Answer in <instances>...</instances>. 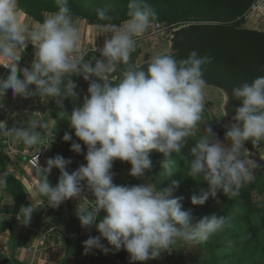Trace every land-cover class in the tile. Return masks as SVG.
<instances>
[{
  "label": "clouds",
  "instance_id": "1",
  "mask_svg": "<svg viewBox=\"0 0 264 264\" xmlns=\"http://www.w3.org/2000/svg\"><path fill=\"white\" fill-rule=\"evenodd\" d=\"M56 4L58 11L43 13L41 23L27 17L18 0H0V60L5 61L0 66L9 70L6 79L0 78V101L11 89L13 98L39 95L55 99L62 107L63 99L77 96V85L71 79L62 89L65 77L81 76L89 82L82 108L74 109L69 117L75 136L87 148L86 165L69 173L70 160L59 155L50 158L38 187L53 209L69 199H81L82 185L92 193L94 207L81 210L79 206L77 217L83 228L95 225L100 236L84 241V255L93 249L107 254L102 237L116 251L125 250L130 264H146L177 241L192 246L230 228L232 216L213 214L194 222L191 211L182 210L181 198L173 195L176 182L163 189L152 183L129 187L114 184L112 173L114 162L119 160L130 163V176L143 178L152 167L150 153L155 150L165 158L162 171L169 178L175 174L173 154H180L187 146L202 119V69L212 64V58L192 51L187 59L179 61L172 54L158 55L148 63L147 72L131 65L135 38L149 29L157 15L146 0H129V18L120 25L101 26L111 36L98 49L100 57L86 61L68 0H56ZM97 15L101 20H111L104 9H97ZM29 44L35 48L31 66L20 69L21 47L25 51ZM120 64L127 70L113 87L109 77ZM232 98L242 105L235 109L234 122L226 126L225 141L230 146L221 142L209 126L189 149L192 159L186 176L198 182L197 178H202L208 185L207 190L201 189L191 197L194 206H202L209 197L216 199L221 193L228 199L238 197L241 189L255 179L254 170L259 168L244 145L251 141L253 148L264 152L259 147L264 142V76L233 88ZM226 100L227 105L229 95ZM40 127L47 125L37 122L9 128L0 121V134L13 143L31 147L43 143L37 131ZM63 140L70 142L72 136L66 132ZM71 150L80 154L81 144L72 143ZM53 169L61 172L55 186L48 179ZM6 177V172L0 173V187L6 185ZM34 211L33 205L21 207L22 226L30 225ZM239 212L234 209V213Z\"/></svg>",
  "mask_w": 264,
  "mask_h": 264
},
{
  "label": "trees",
  "instance_id": "2",
  "mask_svg": "<svg viewBox=\"0 0 264 264\" xmlns=\"http://www.w3.org/2000/svg\"><path fill=\"white\" fill-rule=\"evenodd\" d=\"M68 0V7L73 18L87 19L92 24L107 25L109 23L120 25L129 17V0ZM95 1L103 5V8H95ZM256 0H146L156 11L157 18L153 23H160L165 27H173L181 23L211 22L230 24L237 27L245 25V16ZM19 7L29 16L41 19L45 12H57L56 0H18ZM97 9H104L111 20L98 18ZM3 69L0 67V77ZM7 77H5L6 79ZM71 134L73 132L71 131ZM197 140L188 138L187 146L180 154H173L176 165H183L185 175L189 170V163L192 159L189 149ZM87 150L86 146H82ZM3 165H8V158L4 153L0 157ZM3 159V160H2ZM152 167L149 170L158 189L171 187L173 182H168V174L162 171V159L160 153L153 150L150 153ZM177 167V166H176ZM187 177V176H186ZM192 187L178 186L174 189L173 195L181 198L182 210L191 211L193 220L198 221L205 216L213 214L217 216H232L231 227L224 232L212 236L220 238V243L212 250L214 263L212 264H262L264 260V199H255L254 193L262 192L260 182L256 181L252 187L250 183L243 187L238 197L228 199L222 193L216 199L209 197L205 205H192V194L184 195L185 191H194L198 195L200 190H207L208 185L197 178L191 177ZM6 188L16 196H23L22 187L19 181L14 179L8 172L6 177ZM250 187V188H249ZM219 200V203H217ZM212 205L217 207L211 208ZM240 209L234 213V209ZM71 228L81 227L80 221L72 223ZM227 243V245H226ZM72 250V249H71ZM70 251V249H69ZM224 255L221 260L216 257ZM70 258V256H69ZM110 264H130L129 254L125 250L117 251L110 256ZM153 264H176L175 259L167 251L162 253L158 259L149 260ZM147 261L146 264L149 262ZM1 264V259H0ZM9 264V263H8ZM20 264V263H17Z\"/></svg>",
  "mask_w": 264,
  "mask_h": 264
},
{
  "label": "water",
  "instance_id": "3",
  "mask_svg": "<svg viewBox=\"0 0 264 264\" xmlns=\"http://www.w3.org/2000/svg\"><path fill=\"white\" fill-rule=\"evenodd\" d=\"M259 22V19L255 17L243 27L211 22L181 23L161 32L159 41L154 42L146 39L136 41L130 57V64L147 72L148 63L158 55L172 54L179 61L187 59L190 52L197 51L200 56L211 57L212 64L206 69H202L205 81L203 91L214 93L219 122L227 126L234 122L235 109L242 105L241 101L232 98L233 88L239 87L244 82L251 83L257 76H264V28L259 27ZM160 42L163 43L164 48L158 51ZM26 51L34 57L35 48L33 45H28ZM149 52H153V55L143 59ZM126 70L127 67L123 64L117 66L116 72L109 77V82L113 87L117 86L119 80L122 79V73ZM113 77L116 79L113 80ZM69 79L77 85V96L63 99L62 107L55 99L48 97L42 99L39 95L27 99L13 98L11 89H9L4 100L0 101V105H2L0 110L11 117L12 127H27L53 114L59 121L70 125L69 117L73 110L82 108L84 100L88 96L89 82L84 81L81 76H67L62 82V89ZM92 79L97 80L95 77ZM97 82L102 83L98 80ZM32 90H35L34 86H32ZM226 95H229L227 105ZM225 105L226 116L223 110ZM72 143H80L74 130ZM71 145L63 158L72 163L76 153L71 150ZM244 147L251 153L250 158L264 163V160H260V157L264 156V152L253 148L251 141L246 142ZM259 147L264 149V142ZM60 176L61 172L58 170L56 184L59 182ZM60 206L58 209L50 207L55 211L56 216ZM6 263L8 260L1 262V264Z\"/></svg>",
  "mask_w": 264,
  "mask_h": 264
},
{
  "label": "crops",
  "instance_id": "4",
  "mask_svg": "<svg viewBox=\"0 0 264 264\" xmlns=\"http://www.w3.org/2000/svg\"><path fill=\"white\" fill-rule=\"evenodd\" d=\"M27 17H30L34 22L41 23L45 18L42 15L41 19H35L28 14ZM73 19L79 27L80 46L86 53H89L86 61H94L96 57H100V54L94 51L103 47L105 38H109L111 33L103 31L101 26L105 25L92 24L87 19ZM135 39L138 41L146 38L140 36ZM26 49L24 51L21 47L22 58L19 61L20 69L30 67L33 60V57L27 53ZM3 63L5 61L0 60V65ZM0 67L3 69L0 78L7 77L9 70L2 66ZM18 78H23L22 73L19 71ZM9 118L10 121L7 127L11 128L12 120L10 116ZM39 122L47 125V127L37 128V131L41 133L42 144L26 147L23 143H13L10 141L11 139H7V136L0 134V157L4 153L8 158V165L6 166L3 165L0 159V173L8 172L14 179L19 181L23 192L22 197L20 195L16 196L8 191L5 185L0 187V259L1 262L8 260L9 264L67 263L72 252L71 245L73 246L74 244L72 236L76 230L81 229L79 227L71 228L70 226L78 218L77 209L80 206L81 210H88L90 209V203L94 205V196L87 190L86 185H82L84 190L81 199H69L60 206L58 212L60 219L58 223H53V221L51 223L49 219L43 223H37L43 218V214L41 216L38 214L40 208L45 206L46 210H50L47 197L38 191L43 175V168H46L47 164L38 171L34 170L28 163V156L39 146L45 144L49 149L48 159L55 158L57 155L63 157L72 144V140L65 142L63 136L67 132L73 137L68 125L65 122L59 121L54 114L40 119ZM86 153L87 150L82 149L83 161L77 158V153L75 154L73 162L67 168L69 173L76 171L81 165H86ZM57 171L58 169H53L48 177L52 186L56 185ZM32 205L35 211L31 223L27 227L22 226L21 222L24 218L19 211L22 206ZM34 228L35 231H32ZM51 228L54 229V232L48 236V240L43 246L37 247L39 234L46 233Z\"/></svg>",
  "mask_w": 264,
  "mask_h": 264
},
{
  "label": "rangeland",
  "instance_id": "5",
  "mask_svg": "<svg viewBox=\"0 0 264 264\" xmlns=\"http://www.w3.org/2000/svg\"><path fill=\"white\" fill-rule=\"evenodd\" d=\"M91 2L94 1L92 0ZM94 6L95 8H103V5L98 4L97 1H95ZM258 24L261 29L264 28V20L259 22ZM168 28L166 27V29ZM141 36L148 40H153L154 42L160 40V34L158 35L157 31L154 32L152 30H147ZM163 48L164 45L162 42H160L158 45V51ZM152 53L150 52L146 53L143 59H146V57H148L149 55L152 56L153 55ZM203 94H204V111L202 113V119L199 122L198 127L196 129V134L192 136V138L195 140H199L201 136L204 134V129L210 126L213 132L216 134V137L221 142H224L227 146H230V142L225 141V134L227 131V127L219 122L218 109L216 106L214 93L203 91ZM69 129L70 131L73 132L70 125H69ZM7 139L10 140V138L8 137ZM79 144H81V148H82L83 142L80 141ZM81 153L77 154V158H79L80 161H83L84 158ZM160 158L162 159V162L165 159L162 153H160ZM258 165L259 168L254 170L255 179L250 183V187H252L256 181L260 182L259 186L262 192L258 193L256 191L254 193V197L255 199L262 200L264 199V163L259 162ZM130 169H131L130 163L121 162L119 160L115 161L112 168L114 184L129 186V187L145 184V183H152L155 185V182L152 178V174L150 171H146L143 178H134L129 175ZM173 172H175V174L170 178L168 177V182H176L178 186L185 185L188 186V188L192 187L193 183H191L190 179L186 177L185 171L183 170V165L180 166L175 165V167L173 168ZM189 194H192V196L195 195L194 191L188 190L184 192V195H189ZM213 207H217V206L212 205L211 208ZM38 214H40V216L43 214L42 215L43 218H41V220L37 222L38 224L45 222L47 219L51 220V223L52 221L53 223H58L60 219L59 214L56 216L55 211L53 209L46 210L45 206L40 208ZM103 215L104 214L101 213V216ZM80 228L82 232L79 233L80 230H76L75 233L77 234V237H72V241H74V244L73 246L71 245V249H72L70 255L71 259L69 258L67 263L65 264H71V263L72 264H110L111 263L110 256L115 254L117 251L115 250L114 247L109 245L108 242L104 240L102 237H101V243L104 245L105 248L108 249L107 254H105L103 251L99 249H93L91 254L84 255V247H83L84 241H86L90 237H99L100 233L97 231L95 225H93L90 228H83V227ZM221 244H225V243H220V238H218L217 236L215 238L211 237L207 242L195 244L192 246L185 244L183 241H177V243L171 246L167 250V252L173 256L176 264H212L214 263L215 260L212 250L216 247H219L218 245ZM223 257L225 256L220 255L216 257V259L221 260ZM147 264H153V262L149 261ZM232 264H239V263L234 262ZM262 264H264V260Z\"/></svg>",
  "mask_w": 264,
  "mask_h": 264
},
{
  "label": "built area",
  "instance_id": "6",
  "mask_svg": "<svg viewBox=\"0 0 264 264\" xmlns=\"http://www.w3.org/2000/svg\"><path fill=\"white\" fill-rule=\"evenodd\" d=\"M258 18L259 21L264 20V0H256L255 3L252 5L251 9L247 12L245 16L246 23L250 21L253 18ZM148 30H152L154 32H158V35L167 30L165 26H163L160 23H153ZM97 54H100L98 50H95ZM89 56V53H86L85 60H87ZM0 121H5L6 126L9 125L10 118L8 114H6L3 111H0ZM48 146L43 144L39 146L37 149H35L33 152L30 153L28 156V163L34 170H40L44 165L47 164L48 160ZM252 159V158H251ZM255 160V159H254ZM256 161V160H255ZM259 163L258 161H256ZM90 203V202H89ZM94 207L93 204L90 203V209ZM32 231H35V228L32 229ZM54 232V229H49L46 233L39 234V238L37 239V247H41L45 244V242L48 240V236ZM82 230L79 231L81 233ZM72 237H77V234L75 233Z\"/></svg>",
  "mask_w": 264,
  "mask_h": 264
}]
</instances>
